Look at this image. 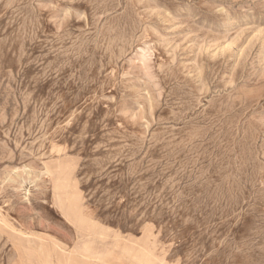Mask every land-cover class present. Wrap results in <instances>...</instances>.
Returning <instances> with one entry per match:
<instances>
[{
  "label": "rangeland",
  "instance_id": "rangeland-1",
  "mask_svg": "<svg viewBox=\"0 0 264 264\" xmlns=\"http://www.w3.org/2000/svg\"><path fill=\"white\" fill-rule=\"evenodd\" d=\"M0 264H264V0H0Z\"/></svg>",
  "mask_w": 264,
  "mask_h": 264
},
{
  "label": "bare ground",
  "instance_id": "bare-ground-1",
  "mask_svg": "<svg viewBox=\"0 0 264 264\" xmlns=\"http://www.w3.org/2000/svg\"><path fill=\"white\" fill-rule=\"evenodd\" d=\"M107 247H108V246L106 245L105 248H107ZM28 249H29V250H28V251H29L28 253L31 254V255H32V254H35V253L37 252V247H36V246H30ZM43 258H44L45 260L49 259V258H47L46 256H44ZM45 260H44V261H45Z\"/></svg>",
  "mask_w": 264,
  "mask_h": 264
}]
</instances>
